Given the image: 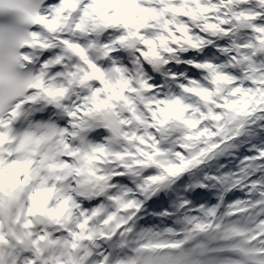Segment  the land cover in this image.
Listing matches in <instances>:
<instances>
[{
    "label": "snow or ice",
    "instance_id": "1",
    "mask_svg": "<svg viewBox=\"0 0 264 264\" xmlns=\"http://www.w3.org/2000/svg\"><path fill=\"white\" fill-rule=\"evenodd\" d=\"M0 264H264V0H0Z\"/></svg>",
    "mask_w": 264,
    "mask_h": 264
}]
</instances>
